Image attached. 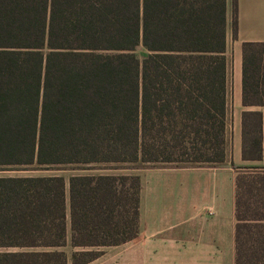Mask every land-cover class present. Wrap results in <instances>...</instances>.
Wrapping results in <instances>:
<instances>
[{
    "label": "trees",
    "instance_id": "trees-1",
    "mask_svg": "<svg viewBox=\"0 0 264 264\" xmlns=\"http://www.w3.org/2000/svg\"><path fill=\"white\" fill-rule=\"evenodd\" d=\"M226 40V0H0V168L223 162ZM242 104H264V41L242 43ZM262 138L243 109L244 159ZM140 190L137 172L0 175V264L135 237ZM235 218V264H264V165L237 169Z\"/></svg>",
    "mask_w": 264,
    "mask_h": 264
},
{
    "label": "crops",
    "instance_id": "crops-1",
    "mask_svg": "<svg viewBox=\"0 0 264 264\" xmlns=\"http://www.w3.org/2000/svg\"><path fill=\"white\" fill-rule=\"evenodd\" d=\"M227 1V126L225 159L216 164L137 168L141 179L139 232L98 247L82 264H235V175L242 165H264V104H242V43L264 41V0H237V34H231L233 0ZM262 112V158L241 155V112ZM68 253L82 249L69 243Z\"/></svg>",
    "mask_w": 264,
    "mask_h": 264
},
{
    "label": "rangeland",
    "instance_id": "rangeland-1",
    "mask_svg": "<svg viewBox=\"0 0 264 264\" xmlns=\"http://www.w3.org/2000/svg\"><path fill=\"white\" fill-rule=\"evenodd\" d=\"M139 56H142L144 49L139 46L136 49ZM139 163H92L90 165H59L48 168H0V175L7 174H49L58 173L68 179V176L76 172H136Z\"/></svg>",
    "mask_w": 264,
    "mask_h": 264
}]
</instances>
